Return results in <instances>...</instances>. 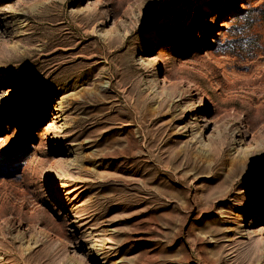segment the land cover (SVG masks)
<instances>
[{
  "label": "rangeland",
  "instance_id": "1",
  "mask_svg": "<svg viewBox=\"0 0 264 264\" xmlns=\"http://www.w3.org/2000/svg\"><path fill=\"white\" fill-rule=\"evenodd\" d=\"M0 264H264V0H0Z\"/></svg>",
  "mask_w": 264,
  "mask_h": 264
},
{
  "label": "bare ground",
  "instance_id": "2",
  "mask_svg": "<svg viewBox=\"0 0 264 264\" xmlns=\"http://www.w3.org/2000/svg\"><path fill=\"white\" fill-rule=\"evenodd\" d=\"M66 245V244H65Z\"/></svg>",
  "mask_w": 264,
  "mask_h": 264
}]
</instances>
